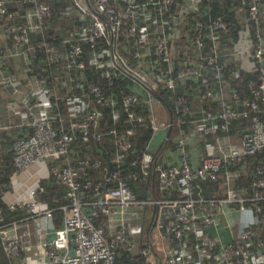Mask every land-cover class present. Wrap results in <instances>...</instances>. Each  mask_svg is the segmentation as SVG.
I'll list each match as a JSON object with an SVG mask.
<instances>
[{
    "label": "built area",
    "instance_id": "1",
    "mask_svg": "<svg viewBox=\"0 0 264 264\" xmlns=\"http://www.w3.org/2000/svg\"><path fill=\"white\" fill-rule=\"evenodd\" d=\"M199 2L72 0L66 15L73 26L59 27L64 34L56 44L48 35L52 0H0V87L9 93L6 109L21 117L0 121V136L3 130L21 134L13 135L11 146L13 188L2 197L10 209L28 211L6 221L0 207L7 255L0 264H116L119 248L141 255L146 264H264V163L249 167L246 160L264 152L262 0H241L237 13L242 25L255 28L248 65H241L258 77L245 97L229 92L224 76L223 35L234 23L208 6L191 31L181 26ZM38 50L44 54L42 71L34 65ZM13 60H22L18 71L11 70ZM89 65L104 82L87 74ZM124 78L133 89H115ZM160 89L172 93L177 114L176 146L164 151L174 118L172 109L163 116L155 110V103L165 106ZM119 99L126 113L122 129L116 125ZM142 101L150 108L152 135L132 159L138 169L122 175L123 153L134 150L146 119L138 111ZM104 105L114 108L115 125L106 132L99 130ZM105 133L114 139L113 158L107 152L77 155L79 135L99 140ZM191 142L199 145L194 158ZM174 154L179 160L173 163ZM35 164L42 168L38 178L17 192L18 173ZM248 173L251 182L236 185ZM152 175L159 194L139 196L135 189ZM44 177L65 185L66 202L52 206L39 199ZM207 180L216 188L206 189ZM56 209L63 212L60 226ZM32 246L36 262L26 257Z\"/></svg>",
    "mask_w": 264,
    "mask_h": 264
},
{
    "label": "trees",
    "instance_id": "2",
    "mask_svg": "<svg viewBox=\"0 0 264 264\" xmlns=\"http://www.w3.org/2000/svg\"><path fill=\"white\" fill-rule=\"evenodd\" d=\"M72 0H52L53 4V12L54 16L49 21L50 30H49V39L51 43L60 44L62 42L63 34L59 27H63L64 29L67 27L73 26L72 20L68 18L66 15ZM241 0H214L213 2H208L207 0H200L199 7L197 11H193L192 13L185 15L183 18L182 25L183 28H188L187 30L191 31V28L194 27L196 19L201 17L200 13H204L206 7L210 6L211 11L213 14H222L225 16L226 19L231 20L234 24L232 26V30L223 35V42H224V60L228 63V70L224 73L225 79L228 81L227 90L230 92L231 90H237L242 97L250 95V83L252 80L257 79L258 72L256 70H251L248 68L242 67L239 63L231 62L229 58L232 60L234 59L232 56L236 51V46L238 45L237 42L240 38V31L246 30L249 32V37L253 40L255 35V28L253 27L252 23H248V25H242V21L238 18V8L240 6ZM14 8L15 7H11ZM247 15V12H245ZM260 16H261V31L264 35V0L261 2L260 6ZM204 17V16H203ZM202 18V17H201ZM200 18V19H201ZM0 26H2V21L0 20ZM56 37L55 39L53 37ZM37 39V36L33 34V39ZM251 44V43H250ZM38 57L35 59L34 65L35 68L38 70H43L45 67L43 61L41 62V58H44V54L41 51H37ZM19 63L13 60L12 63V71H18L21 68L22 60L18 61ZM16 67V68H15ZM240 68L241 72L239 76H235L231 73L232 69ZM15 68V70H13ZM87 74L89 76H95L101 82L102 80L100 71L97 70L94 66L89 65L87 69ZM50 85H54V82L48 80L47 82ZM131 79L124 78L119 79L116 82L115 89L120 90L121 88L128 87L130 85ZM134 85L131 84L129 86V90L133 89ZM2 93H0V121L4 120L7 121V113L9 111L6 109V101L9 96L7 90H4L0 87ZM63 92V90H61ZM160 97L164 100V104L168 110H173V118H174V125L172 127L170 137L165 142V146H162L160 150L166 148L174 149L175 144V137L178 132L176 126L177 114L174 110V103L172 98V93L167 89H160L159 91ZM142 106L138 108V111L143 112L146 116L144 123H142L138 130L137 135L134 140V150L126 151L123 153V158L121 159L120 167L122 168V175H126L129 168L138 169L136 166L132 165V159L135 155L140 152V150L145 146V144L149 141L152 135V115L150 112L149 105L146 102H141ZM210 105L209 103L206 104ZM210 107H213L211 105ZM118 110L120 111L119 122L116 125L119 128H123L126 125V113L122 108L121 101L119 99V103L117 105ZM113 109L111 106L104 105L102 106V117L99 130L106 132L109 127L115 125L114 119L112 118ZM6 118H4V117ZM9 121L14 119L15 121H20V114L17 113H10ZM237 123V121H234ZM243 127H246L248 124V120L244 119L240 121ZM12 130V129H11ZM20 136L18 129L15 130H3L0 136V207L3 209V213L5 215V220H13L16 218H21L28 214V211L24 207L17 206L15 209H10L6 202L3 199V194L13 188V182L11 180V176L14 173L16 167L13 160V150H12V141L14 140V136ZM75 146L78 148V156L81 157H91L94 158L98 155H104L107 152L109 157H114L116 155V148L114 144V139L112 135L105 133L99 140L93 138H84L82 135H79L77 141L75 142ZM264 152H258L254 155L247 156L246 160L249 167L256 163H264ZM106 157V156H105ZM56 162V160H55ZM53 163V162H51ZM93 175L99 176L96 171L92 172ZM236 185H248L251 182V175L248 173L246 176H242L240 179H236L234 181ZM42 183L45 185V190L38 194L39 199L48 201L52 206H56L60 203H64L67 201L66 199V188L65 185L62 183H55L53 178H42ZM206 187L212 189L215 187V184L211 181H205ZM151 191H150V189ZM149 189V190H148ZM156 175H152L149 177L146 183H140L139 186L135 189L136 193L141 197H147L150 195L151 192H155L159 194L156 190ZM88 196H92V193L87 191ZM58 197L60 201L54 202V198ZM62 210L56 209L54 212L55 215V224L56 226L62 225ZM7 260V255L4 250V247L1 243L0 239V262H5ZM116 264H146L144 259L141 255L128 251L125 248H119L116 255Z\"/></svg>",
    "mask_w": 264,
    "mask_h": 264
},
{
    "label": "crops",
    "instance_id": "3",
    "mask_svg": "<svg viewBox=\"0 0 264 264\" xmlns=\"http://www.w3.org/2000/svg\"><path fill=\"white\" fill-rule=\"evenodd\" d=\"M250 37H249V32H247L246 30H241L240 31V38L237 42V46H236V51L238 52L239 54V57H240V60H241V64H243L244 66H247L248 65V60H249V57L247 55L248 53V50L250 49ZM0 93H2V90L0 89ZM10 113H7L6 117L7 119L9 120V116ZM4 117V116H3ZM5 118V117H4ZM6 119V118H5ZM192 143V149H191V153H192V157H196L197 156V147L199 146L198 144H195L194 142H191ZM170 158V157H169ZM168 158V159H169ZM178 155L177 154H174L171 156V161L174 163V162H178ZM196 159H194L195 161ZM170 161V162H171ZM38 165V168L36 169L35 171V174H37V171H38V174L41 173V169L39 167V164ZM40 169V170H39ZM216 187H213L212 189H215ZM206 189H210L208 187H206ZM24 189H17V192H22ZM224 223V220L222 219V224ZM56 225V224H55ZM31 238L30 241L34 242L36 240V234H35V231H33L31 233V235L29 236ZM36 254H37V251H35V247H30V249L26 252V257L28 259H30L31 261L33 262H36L37 261V258H36ZM36 260V261H35Z\"/></svg>",
    "mask_w": 264,
    "mask_h": 264
},
{
    "label": "rangeland",
    "instance_id": "4",
    "mask_svg": "<svg viewBox=\"0 0 264 264\" xmlns=\"http://www.w3.org/2000/svg\"><path fill=\"white\" fill-rule=\"evenodd\" d=\"M229 59L231 60V62L241 64L239 54H236L233 60L231 58ZM16 62L19 63L18 61ZM155 110L156 112H158V116H159V112H161L162 116L164 115V113L168 112L167 108L165 106H162V104H160L159 102L155 103ZM37 168H38V165L35 164L31 166L30 168L19 172L18 174L21 180L19 183L15 185V189H28L30 184L34 183V181L38 178V175L40 174V173L38 174V171H37V174H35V171ZM97 173L100 175L99 172Z\"/></svg>",
    "mask_w": 264,
    "mask_h": 264
},
{
    "label": "water",
    "instance_id": "5",
    "mask_svg": "<svg viewBox=\"0 0 264 264\" xmlns=\"http://www.w3.org/2000/svg\"><path fill=\"white\" fill-rule=\"evenodd\" d=\"M170 112L172 113V110L170 109ZM171 120H172V117H171ZM170 132H171V127H169L168 131H167V135L169 136L170 135Z\"/></svg>",
    "mask_w": 264,
    "mask_h": 264
}]
</instances>
